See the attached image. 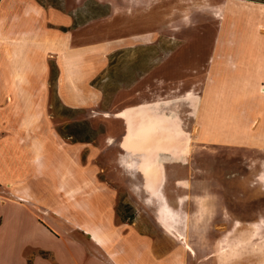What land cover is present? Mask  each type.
<instances>
[{
    "label": "crops",
    "instance_id": "0c3cea01",
    "mask_svg": "<svg viewBox=\"0 0 264 264\" xmlns=\"http://www.w3.org/2000/svg\"><path fill=\"white\" fill-rule=\"evenodd\" d=\"M73 7L0 0V264H240L239 243L211 238L264 230L263 21L229 11L214 47L187 56L184 79L199 81L186 95L196 87L197 97L138 92L105 113L122 129L116 180L145 193L128 195L129 219L118 217L117 191L100 178L101 147L64 138L49 113L53 88L61 105L98 115L103 93L93 81L132 46L127 37L77 41ZM150 157L162 202L147 189L156 179Z\"/></svg>",
    "mask_w": 264,
    "mask_h": 264
},
{
    "label": "rangeland",
    "instance_id": "374dc122",
    "mask_svg": "<svg viewBox=\"0 0 264 264\" xmlns=\"http://www.w3.org/2000/svg\"><path fill=\"white\" fill-rule=\"evenodd\" d=\"M42 1L47 4H58L63 0ZM67 1L69 5H74L73 12L76 15L74 32L77 41L81 36L82 41L87 43L127 37L128 44L132 45L113 53L105 72L93 81L103 93L101 103L96 107L98 115L95 116L85 108L73 109L61 105L55 98L53 88H50L49 101V113L57 131L64 138L71 141H88L89 144L101 147L96 157V163L102 171L100 178L108 181L117 191L118 217L128 218L135 215L134 205L130 203L128 195L133 192L138 195L145 193L139 184H120L116 180L114 163L119 158L122 129L115 119L109 117L111 115L106 116L105 113L118 112L122 102L127 100L132 103L130 102L132 95L135 96L138 92L144 93L149 100L178 97L181 103L184 102L183 100L197 97L199 89L196 87L186 95L189 90L186 87L195 85L194 81L198 80L192 78L191 80L194 81L190 83V78L184 79V67L189 61L187 56L205 54L214 47L216 29L229 11H233L238 17H248L249 21H263L264 26V2L261 0ZM258 28L264 33L262 26ZM148 71L152 72L149 76H147ZM143 76L148 78L147 82L137 86L136 81H141ZM122 115L126 116L124 113ZM181 138L175 136V140ZM180 142L184 144L182 139ZM86 155L87 152L83 151L81 154L83 161ZM127 163L128 167L132 166L130 161ZM147 163L149 173L156 175V179H149L147 189L162 202L164 197L161 192L163 181L161 170L154 158L147 159ZM7 210L8 208L4 209L5 212ZM161 220L168 230H172L174 217L171 212L165 209ZM175 235L181 241L186 240L183 234ZM218 236L225 242H237L241 245L240 249H234V260H238L240 264H264V230L255 233L212 234L211 239ZM226 252L227 250H224V256L227 255Z\"/></svg>",
    "mask_w": 264,
    "mask_h": 264
},
{
    "label": "trees",
    "instance_id": "16d2710c",
    "mask_svg": "<svg viewBox=\"0 0 264 264\" xmlns=\"http://www.w3.org/2000/svg\"><path fill=\"white\" fill-rule=\"evenodd\" d=\"M261 1H262V2H264V0H261ZM125 218H126V217H125ZM128 218H129V219H131V218H132V216H128Z\"/></svg>",
    "mask_w": 264,
    "mask_h": 264
}]
</instances>
